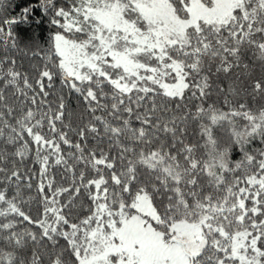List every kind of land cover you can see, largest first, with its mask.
<instances>
[{"label": "snow or ice", "instance_id": "snow-or-ice-1", "mask_svg": "<svg viewBox=\"0 0 264 264\" xmlns=\"http://www.w3.org/2000/svg\"><path fill=\"white\" fill-rule=\"evenodd\" d=\"M38 11L56 31L22 43ZM54 77L87 123H65ZM248 97L264 100V0H0V264H264V105ZM30 156L38 173L20 171Z\"/></svg>", "mask_w": 264, "mask_h": 264}, {"label": "trees", "instance_id": "trees-1", "mask_svg": "<svg viewBox=\"0 0 264 264\" xmlns=\"http://www.w3.org/2000/svg\"><path fill=\"white\" fill-rule=\"evenodd\" d=\"M16 2H18V0H16ZM65 2H66V0H60V3H62V4ZM5 3L7 4L8 0H5ZM18 11H19V9H15V11H13L12 9H9L10 14H18ZM37 16L42 21L39 26H36L35 24H32L31 26H27V25L18 26L17 30L20 32V34L23 38L21 41L22 43L26 40H29L31 38V34L33 32H35V33L39 34L40 43L44 44L47 41L49 35L52 32L56 31V29H54L49 24V17L43 16L42 13H40L39 11L37 12ZM23 66H24V68L28 67L27 60L24 61ZM51 91L54 92L55 95H59V94H61V92H63V94L65 96V102L67 105L66 110H65L66 111L65 123H70L72 128L76 129V128H78V126H81L83 123L88 122V120L90 119V114L86 111L85 105L83 104L82 100L79 99L75 93L69 94L68 90L63 88V86L61 85L59 77H54V87ZM6 95H8L10 98V93H6ZM186 95H187V93H186ZM52 99H53V96L50 95L49 100H52ZM230 99H231V97H230ZM213 101H215L216 106L223 108L225 111L227 110V106L224 105L222 102V97H218L216 95H213L207 101V103H205L204 106L207 107L208 103H212ZM246 102H247L249 107L253 108V110H256L260 106L264 105V100H262L260 98L252 99L251 97H248ZM198 103H199V101L194 100L191 102L189 107H191L193 110H195V106ZM133 126L138 127L139 123L134 122ZM45 131H46V128H45ZM198 131L199 130L195 124L190 125L188 136H187V143L193 144V143H197L200 140V137L198 135ZM214 133L217 136L220 135V133L217 129H214ZM69 138L73 142H76L79 140V137L77 135H75V133L72 131H69ZM25 139H29V138L25 137ZM0 143H2V141H0ZM102 146L106 147V145H102ZM255 146H258V142H257V144L253 145V147H255ZM88 147H93V141L91 139H89ZM61 148L64 151L68 150L63 144H61ZM33 152H34V147H33ZM113 152H115V149H113ZM202 152H203V149L198 150V154L202 153ZM234 158H238V148L234 152ZM25 164L27 165V167H25L23 165L20 166V171L22 173L29 171V170H31L34 173H38L39 166L38 165H36V166L32 165L31 156L29 157V159L27 161H25ZM50 174L55 176V180L57 183L63 182L65 184V186L67 185L68 181L66 179L64 181H61V175H60L59 169H57V168L52 169ZM91 175H94V174L89 171L86 174V178L88 176H91ZM36 185H37V179L36 178H33V180H32V188L31 189H28L23 184L21 185L23 199L25 201H27V203L21 204V208L27 214L32 216L33 219H36L38 217V213L40 211H42V209L39 206L40 197H39V193L37 192ZM0 187H2V185H0ZM47 191L48 190L46 188L45 192H47ZM13 192H14V189L10 190L9 195H11ZM29 198H31V199H29ZM60 199H61V203H64V197L62 196ZM77 202L79 204L84 205V206H90V201H88L87 197L84 196L83 193H81V197L77 198ZM85 214L86 213L83 212L82 210L79 212L80 216H83ZM72 218L76 219V210H74ZM25 227H29L30 230H33V231H38L36 229L35 225L29 226V225H27L26 222H24L23 224H18V228H20V229H23Z\"/></svg>", "mask_w": 264, "mask_h": 264}]
</instances>
